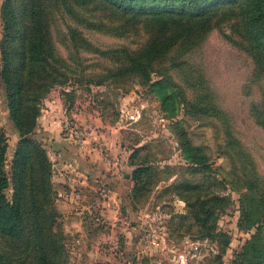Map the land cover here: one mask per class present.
<instances>
[{"label":"rangeland","instance_id":"1","mask_svg":"<svg viewBox=\"0 0 264 264\" xmlns=\"http://www.w3.org/2000/svg\"><path fill=\"white\" fill-rule=\"evenodd\" d=\"M230 30L225 22L198 44L173 50L145 80L138 73L106 77L112 63L95 52L136 49L146 40L142 32L82 29L91 48L75 54L64 25L53 29L65 77L38 98L29 137L49 164L60 264H253L264 255V199L242 178L254 172L264 185V76L224 36ZM4 88L0 56L9 176L18 136ZM196 96H207L209 111L191 105ZM209 196L227 201L206 235L189 205ZM70 211L82 218L71 230Z\"/></svg>","mask_w":264,"mask_h":264},{"label":"trees","instance_id":"2","mask_svg":"<svg viewBox=\"0 0 264 264\" xmlns=\"http://www.w3.org/2000/svg\"><path fill=\"white\" fill-rule=\"evenodd\" d=\"M0 15L3 92L18 136L8 176L6 138L0 130V264H60L63 234L53 205L49 164L40 144L29 137L38 98L65 77L66 61L53 38L56 25H64L63 40L75 54L91 48L82 29L122 37L142 32L146 40L136 49L95 52L112 63L106 77L138 73L150 80L152 65L172 58L173 50L198 44L226 22L231 30L224 36L239 42L252 56L255 73L264 76V0H3ZM200 98L191 105L209 111V103ZM242 178L264 199L259 175L252 172ZM226 201L209 196L189 205L206 235L213 232L216 209ZM253 264H264V255Z\"/></svg>","mask_w":264,"mask_h":264},{"label":"crops","instance_id":"3","mask_svg":"<svg viewBox=\"0 0 264 264\" xmlns=\"http://www.w3.org/2000/svg\"><path fill=\"white\" fill-rule=\"evenodd\" d=\"M65 190H68V189H63V191H65ZM58 191V195L60 196L61 195V190H59V189H56V192ZM58 198V197H57ZM60 198V197H59ZM56 200H58V199H56ZM61 202H64V203H66L67 205H69V203H67L68 201H61ZM62 211V210H61ZM79 214V212H74V213H72L71 211H70V215H68V216H66V217H68V218H66V219H70V220H67V223H66V226H67V228L68 229H70L71 230V226H72V229H73V227H75V229H76V227H78L79 226V224H80V222H82V218L78 215Z\"/></svg>","mask_w":264,"mask_h":264}]
</instances>
